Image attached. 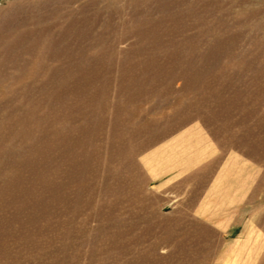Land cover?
Masks as SVG:
<instances>
[{"label":"rangeland","instance_id":"rangeland-1","mask_svg":"<svg viewBox=\"0 0 264 264\" xmlns=\"http://www.w3.org/2000/svg\"><path fill=\"white\" fill-rule=\"evenodd\" d=\"M0 264H264V0H0Z\"/></svg>","mask_w":264,"mask_h":264},{"label":"bare ground","instance_id":"bare-ground-1","mask_svg":"<svg viewBox=\"0 0 264 264\" xmlns=\"http://www.w3.org/2000/svg\"><path fill=\"white\" fill-rule=\"evenodd\" d=\"M16 44H17L16 42H13V46H15ZM22 85H23L24 87L27 86V85L24 84V83H23ZM7 95H8V94H7ZM23 117L26 118L25 116H22V118H23ZM22 118L19 119V124H20L21 126L25 127L26 125H25V123H23V121H24L23 119H24V118H23V119H22ZM37 120H38V119L35 118V119L32 120V122H35V121H37ZM17 123H18V122H17ZM33 125H34V123H33ZM34 126H35V125H34ZM34 126H33V127H34ZM35 127H37V126H35ZM27 128H28V127H27ZM29 136H30V134H29ZM32 137H33V136L31 135L30 138H32ZM30 138H29V139H30ZM32 139H33V138H32ZM26 140H27V139H26ZM35 140H36V139H35ZM33 141H34V139H33ZM31 142H32V141H31ZM20 166H21V165H20ZM14 175H15V174H14ZM8 179H9V178H8Z\"/></svg>","mask_w":264,"mask_h":264}]
</instances>
